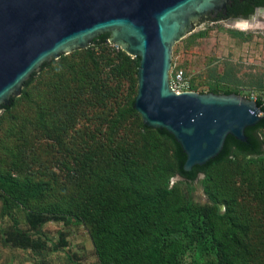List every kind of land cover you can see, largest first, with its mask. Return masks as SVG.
I'll list each match as a JSON object with an SVG mask.
<instances>
[{"label":"rangeland","instance_id":"obj_1","mask_svg":"<svg viewBox=\"0 0 264 264\" xmlns=\"http://www.w3.org/2000/svg\"><path fill=\"white\" fill-rule=\"evenodd\" d=\"M260 10L251 14L257 23L247 26L224 18L194 21L192 30L172 45L170 70L182 69L187 88L197 92L215 88L246 96L251 86H264ZM107 50L119 55L108 61ZM50 61L29 86L21 87L11 109L0 108V173L49 184L43 198L11 207L19 227L32 236L25 219L29 211L51 202L74 211L66 213L65 222L41 226L46 249L36 251L11 244L12 222L0 201V264H100L91 226L116 228L107 238L110 252L112 242L130 238L126 246L145 243L177 219L181 186L157 208L144 231L131 229L140 197L165 180L171 185L179 179L169 142L141 128V119L127 111L137 90L134 57L107 39L104 45L89 42ZM242 163L237 157L210 170L206 187L220 210H228L227 224L214 219V231L232 264H264V160ZM202 178L200 173L193 182L192 196L199 202L207 200ZM182 264H193L191 256Z\"/></svg>","mask_w":264,"mask_h":264},{"label":"water","instance_id":"obj_2","mask_svg":"<svg viewBox=\"0 0 264 264\" xmlns=\"http://www.w3.org/2000/svg\"><path fill=\"white\" fill-rule=\"evenodd\" d=\"M230 3L0 0V107L9 105L20 94L23 82L43 62L84 48L106 33L111 43L138 57L133 108L143 124L173 136L185 154L182 168L190 170L214 158L227 135L246 141L244 129L262 117L255 100L241 94L189 89L177 92L169 86L172 45L192 30L194 21L215 19L217 12L231 25L244 26L258 18L251 14L227 17L226 6ZM207 14L211 17L203 18Z\"/></svg>","mask_w":264,"mask_h":264},{"label":"trees","instance_id":"obj_3","mask_svg":"<svg viewBox=\"0 0 264 264\" xmlns=\"http://www.w3.org/2000/svg\"><path fill=\"white\" fill-rule=\"evenodd\" d=\"M234 1L236 2V0ZM262 6H264V0H243L240 3H236V7L229 8V6H226L227 16L246 17L253 13L255 7ZM107 38L108 34L103 33L93 38L91 43L101 46L106 43ZM117 55H119L118 52L107 50L105 58L108 61H112ZM52 61L43 62L38 70L39 72H32L22 86H29L35 77L48 67ZM134 62L137 69L138 57H134ZM251 87L264 88V86ZM209 91L221 93L237 92L235 90H218L215 88H211ZM133 99L130 100L127 111L132 116H138L141 119L139 113L132 106ZM16 102L17 97H13L9 105H3L0 108L9 110ZM255 102L260 110H264L260 100L256 99ZM139 125L143 129L152 130L159 138L169 142L171 159L174 163L173 173L178 174L181 179L174 181L171 185H169L168 180H165L162 185L155 187L151 193L140 197L136 217L131 226L132 232L138 234V232L144 231L150 225L151 217L157 211V208L172 194L174 188L181 186L183 190L180 204L176 210L177 219L173 224L157 229L145 243L126 246L130 243V238H128L129 240L119 239L112 242L110 244V252L106 246L108 245L107 238L117 233L116 228L111 226H91L90 232L94 238V250L99 258V263L182 264L184 257L190 255L193 264H232L225 251V245L214 231L213 221L216 219L222 225L227 224L228 210L227 208L220 210L218 200L208 191L206 182L210 178L211 168L216 164L234 163L237 157L241 158L244 165L264 160V150L262 149L264 145V117H261L256 124L244 129L247 137L246 141H240L231 135H227L221 151L214 158L207 160L201 165H193L190 170L182 168L185 154L171 134L164 129L146 126L142 120ZM200 173L203 175L200 180L201 186L207 196L205 202H199L192 196V191L194 190L193 182ZM48 188L49 184L41 180L23 182L10 177L9 172L0 173L2 213L7 215L12 222V233L9 236L12 245L31 248L36 251L46 249V241L44 242L41 237L43 233L41 232V226L50 220H63L65 222L66 213L72 214L71 211H74L72 208H65L64 205L57 202H51L44 209L29 211L26 214L25 219L27 224H29L28 227L33 230L36 236H32L29 231H23L19 227L18 220L13 215L11 207L24 205L33 199L43 198L47 195L46 191ZM131 238L133 237L131 236Z\"/></svg>","mask_w":264,"mask_h":264},{"label":"built area","instance_id":"obj_4","mask_svg":"<svg viewBox=\"0 0 264 264\" xmlns=\"http://www.w3.org/2000/svg\"><path fill=\"white\" fill-rule=\"evenodd\" d=\"M169 86L171 89L179 92L181 90H187V83L182 69L169 70ZM246 97L253 100H260L264 106V88L258 89L255 87L249 88ZM259 114L264 117V110H260Z\"/></svg>","mask_w":264,"mask_h":264},{"label":"flooded vegetation","instance_id":"obj_5","mask_svg":"<svg viewBox=\"0 0 264 264\" xmlns=\"http://www.w3.org/2000/svg\"><path fill=\"white\" fill-rule=\"evenodd\" d=\"M243 0H236V2L234 1V0H231V3L230 4H228L227 6H229V8H233V7H236V3H240V2H242ZM262 7H264V6H262ZM255 9H256V7H255ZM255 9H254V11H255ZM253 11V12H254ZM226 15H227V7H226ZM222 13L221 12H217L216 13V15H214V17L213 18H215V19H217V18H222ZM206 17H211L209 14H207V15H205V16H203V18H206ZM228 17V16H227Z\"/></svg>","mask_w":264,"mask_h":264},{"label":"bare ground","instance_id":"obj_6","mask_svg":"<svg viewBox=\"0 0 264 264\" xmlns=\"http://www.w3.org/2000/svg\"><path fill=\"white\" fill-rule=\"evenodd\" d=\"M256 18H254L252 21L246 23L244 26H247L248 24H256Z\"/></svg>","mask_w":264,"mask_h":264}]
</instances>
